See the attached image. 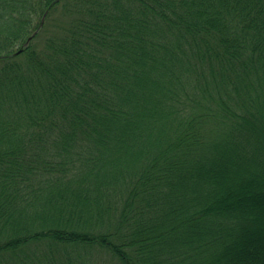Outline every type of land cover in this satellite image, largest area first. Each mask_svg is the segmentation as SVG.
Here are the masks:
<instances>
[{"label": "trees", "instance_id": "1", "mask_svg": "<svg viewBox=\"0 0 264 264\" xmlns=\"http://www.w3.org/2000/svg\"><path fill=\"white\" fill-rule=\"evenodd\" d=\"M0 264H264V0H0Z\"/></svg>", "mask_w": 264, "mask_h": 264}, {"label": "water", "instance_id": "2", "mask_svg": "<svg viewBox=\"0 0 264 264\" xmlns=\"http://www.w3.org/2000/svg\"><path fill=\"white\" fill-rule=\"evenodd\" d=\"M42 24H43V20H42ZM33 35H34V34H32V35L27 39L26 44L29 43V41L31 40V38L33 37ZM21 51H22V48L19 49L18 52H16V53H20Z\"/></svg>", "mask_w": 264, "mask_h": 264}, {"label": "rangeland", "instance_id": "3", "mask_svg": "<svg viewBox=\"0 0 264 264\" xmlns=\"http://www.w3.org/2000/svg\"><path fill=\"white\" fill-rule=\"evenodd\" d=\"M55 14H58V15L55 16V18L57 19L59 17L58 11H56Z\"/></svg>", "mask_w": 264, "mask_h": 264}]
</instances>
